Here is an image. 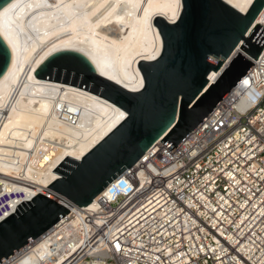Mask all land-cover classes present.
Here are the masks:
<instances>
[{"label":"built area","instance_id":"obj_1","mask_svg":"<svg viewBox=\"0 0 264 264\" xmlns=\"http://www.w3.org/2000/svg\"><path fill=\"white\" fill-rule=\"evenodd\" d=\"M251 63L173 152L160 140L2 264H264V49Z\"/></svg>","mask_w":264,"mask_h":264},{"label":"bare ground","instance_id":"obj_2","mask_svg":"<svg viewBox=\"0 0 264 264\" xmlns=\"http://www.w3.org/2000/svg\"><path fill=\"white\" fill-rule=\"evenodd\" d=\"M223 1L247 14L255 0ZM181 12L182 0H14L0 11V35L12 53L0 79V187L23 195L4 204L6 217L58 179L54 171L67 157L82 161L127 117L93 93L38 79L37 69L55 53L74 51L102 77L139 92V63L163 49L155 18L175 23ZM218 77L212 73L210 82Z\"/></svg>","mask_w":264,"mask_h":264},{"label":"water","instance_id":"obj_3","mask_svg":"<svg viewBox=\"0 0 264 264\" xmlns=\"http://www.w3.org/2000/svg\"><path fill=\"white\" fill-rule=\"evenodd\" d=\"M12 1L0 0V11ZM263 10L264 0H255L247 14L223 0H182L177 22L156 17L163 49L157 60L139 63L145 83L139 92L102 77L78 52L61 51L46 59L35 72L38 79L93 93L127 117L82 161L67 157L54 171L58 179L0 223V260L56 225L75 206H90L160 140L173 152L254 66L251 60L257 61L264 49V27L256 24ZM234 44L246 46L248 58L231 60L235 52L228 54ZM11 60V50L0 35V79ZM212 73L219 76L213 83ZM47 200L55 202L50 212L40 214L29 207Z\"/></svg>","mask_w":264,"mask_h":264},{"label":"snow or ice","instance_id":"obj_4","mask_svg":"<svg viewBox=\"0 0 264 264\" xmlns=\"http://www.w3.org/2000/svg\"><path fill=\"white\" fill-rule=\"evenodd\" d=\"M257 31H259V29H257ZM245 32H246V30H245ZM252 38L253 39L255 38V33L252 34ZM250 42H251V40H249V43ZM238 43H240V42H238ZM233 51L236 54L235 55V60L237 62H239V61H241V60L244 59L245 54L247 53V47L246 46H244V47H237V45L234 44L228 55H231ZM222 66H223V64L221 63V67ZM195 99H196V96L194 95L193 96V100H195ZM69 180H71V178H69ZM53 187H55V185ZM54 203L55 202L54 201H51V200H47L44 203H41V201H35V202H33V204L29 205V207L32 208L33 211H35L37 213H40V214H43V213L50 212L51 209H52V205ZM7 215H8L7 212H5L3 214H0V220H3L4 217L7 216ZM120 247L121 246H120L119 243L115 244V246H114L115 251L116 252H119L120 251ZM108 251L111 252L112 249H109ZM0 264H2V260H0Z\"/></svg>","mask_w":264,"mask_h":264},{"label":"rangeland","instance_id":"obj_5","mask_svg":"<svg viewBox=\"0 0 264 264\" xmlns=\"http://www.w3.org/2000/svg\"><path fill=\"white\" fill-rule=\"evenodd\" d=\"M1 190H2V188L0 187V194H4V192H1ZM10 194H12V193H10ZM9 194V195H10ZM7 198V197H6ZM6 198H2L1 200H0V208L1 207H3L4 206V204L6 203V202H8V200L6 201ZM10 201V200H9Z\"/></svg>","mask_w":264,"mask_h":264}]
</instances>
